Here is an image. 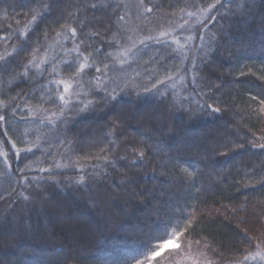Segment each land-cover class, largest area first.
Instances as JSON below:
<instances>
[{
    "label": "trees",
    "instance_id": "obj_1",
    "mask_svg": "<svg viewBox=\"0 0 264 264\" xmlns=\"http://www.w3.org/2000/svg\"><path fill=\"white\" fill-rule=\"evenodd\" d=\"M214 3L0 0V264L264 256V0Z\"/></svg>",
    "mask_w": 264,
    "mask_h": 264
},
{
    "label": "snow or ice",
    "instance_id": "obj_2",
    "mask_svg": "<svg viewBox=\"0 0 264 264\" xmlns=\"http://www.w3.org/2000/svg\"><path fill=\"white\" fill-rule=\"evenodd\" d=\"M217 5H219L220 8L225 7L224 0H215V3L210 6V9H216L217 11H219V8H217ZM41 7H46V5H42ZM93 7H95V5H93ZM138 7H143V0H140V4L138 5ZM181 11H184V9L182 8ZM230 11H232V10L230 9ZM144 12H146V13H152L153 12V8L152 7L144 8ZM235 12H236L237 15H240V16H244L246 13L250 14V12H251V5L249 3H247V2L238 4L236 6ZM42 14H43L42 12L39 13V15H42ZM194 15H195V13H193V12H188L187 13V16L189 18L194 17ZM119 18L121 20L124 19L123 16H121ZM37 19H38V14L34 12V14L31 17L30 23L36 21ZM207 19H210L213 23H215V21H216V17L215 16H211V15H209L208 17H206V20ZM185 23H187V21H185ZM179 27L183 28V25H181ZM204 27H206V23L205 22H201L200 23V28H204ZM69 31H70L71 38L73 40H75L76 33H77V29L73 27V28H70ZM168 34L169 33L166 32V31H161L160 32V37H164V36H166ZM198 38L199 39H204L203 34H200L198 36ZM146 39H153V37L149 36V37H146ZM176 42L179 43V41H176ZM140 43H144V41L142 40V41H140ZM20 50L21 51L23 50V46H21ZM73 51H75V52H77L79 54V48L78 47L76 49H73ZM82 58L85 59V60H87L89 57L88 56H82ZM0 62H2L4 64H7L8 63L7 57L5 55H0ZM192 67H193V69H195V64H193ZM25 68L27 70V65L25 66ZM107 68H108V66L105 65L104 66V71H106ZM84 69H85V64H80L79 65V71H80V73H82L84 71ZM96 71L98 73H101L103 75V71H102L101 68L97 67L96 68ZM96 79L99 80L100 77H96ZM167 79L168 80H171V79H173V77L169 76V77H167ZM193 82H195V78H193ZM53 83H55V81H53ZM158 83L159 84H164L165 81H158ZM60 84H63L64 87H63V92L59 94L58 98H59L60 101H65V94L69 91L70 85L64 84V82L62 80L60 81ZM153 87L156 88V84H154ZM50 99H52V102L55 103V99H53L51 97H50ZM253 99H255V97ZM80 103H84V101H80ZM88 103H91V101H89ZM260 103H261V113L264 114V100H261ZM85 107H87V104H85ZM209 107H211V106L209 105ZM212 110L213 111H216V112H219L220 111V109H218V108H215V109H212ZM52 115H55V113H52ZM4 120H5V115H0V121H4ZM46 123H49L50 124L51 123V120H47ZM253 146L254 147H259V148H264V143H256L255 141H253ZM13 147H15V145H13ZM28 151H30V149ZM137 155L140 158H143L144 157V152L143 151H139L137 153ZM6 166L9 167V168L11 167L10 165H6ZM23 198L25 200H28L29 199L28 196H24ZM245 239H246V242L249 244L250 247H257L259 245H264V232H259L257 234H254L251 237H248L247 234H245ZM254 241H258V245L257 244H254L253 243ZM174 247L176 249H179L181 247V245L179 243H175L174 244ZM159 255H160L159 252L153 251V252H151V256H146L145 258L146 259H151V258L156 257V256H159ZM256 255H260V253L257 252ZM261 258L264 259V257H261ZM244 259L247 260L248 257L245 256ZM134 264H144V261L141 260V259H135Z\"/></svg>",
    "mask_w": 264,
    "mask_h": 264
},
{
    "label": "rangeland",
    "instance_id": "obj_3",
    "mask_svg": "<svg viewBox=\"0 0 264 264\" xmlns=\"http://www.w3.org/2000/svg\"><path fill=\"white\" fill-rule=\"evenodd\" d=\"M46 61V60H45ZM67 85H70L69 83ZM175 243H179V240L177 239L176 236H173V235H170L168 236L167 238L163 239L158 245H157V249L155 250L156 252H166L167 250L169 249H176L174 247V244ZM180 244V243H179ZM258 252V251H257ZM256 250H255V253L248 256V259L247 260H244L242 257L240 258H236V259H233V260H227V261H217V262H213L214 264H264V259H262L261 257H264L263 255H256ZM167 255H169L168 257H170L172 255L171 251L169 253H167ZM244 256V257H245ZM191 259H194V258H191ZM181 260V263L182 264H211V263H208L206 261H203L204 259H199L197 261H191V262H188L187 259L183 258V259H180ZM245 262H244V261Z\"/></svg>",
    "mask_w": 264,
    "mask_h": 264
}]
</instances>
